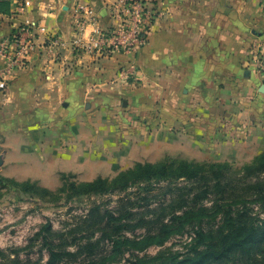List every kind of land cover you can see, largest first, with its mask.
Wrapping results in <instances>:
<instances>
[{"label": "crops", "instance_id": "obj_1", "mask_svg": "<svg viewBox=\"0 0 264 264\" xmlns=\"http://www.w3.org/2000/svg\"><path fill=\"white\" fill-rule=\"evenodd\" d=\"M25 1L22 14L14 2L0 4V44L25 20L44 27L26 67L15 69L0 93V131L20 140L5 151L56 143L61 130L90 127L94 101L110 115L144 121L152 135L187 144L214 150L229 138L264 141V84L250 64L264 46L260 0H155L146 44L100 59L74 44L119 25L109 9L119 0ZM6 62L0 56V67ZM34 134L45 139L31 141Z\"/></svg>", "mask_w": 264, "mask_h": 264}, {"label": "rangeland", "instance_id": "obj_2", "mask_svg": "<svg viewBox=\"0 0 264 264\" xmlns=\"http://www.w3.org/2000/svg\"><path fill=\"white\" fill-rule=\"evenodd\" d=\"M92 105L91 126L80 124L77 133L61 130L56 143L7 152L6 143H20L19 136L0 131V264H158L184 259L195 245L203 247L206 240H199V231L215 232L221 225L226 194L214 188L206 194L195 180L141 179L134 171L137 164L221 162L242 175L264 154L261 136L239 142L229 138L213 150L166 134L152 135L144 121L124 120L103 112L95 101ZM30 138L45 139L36 134ZM238 203L233 201V209ZM256 211L264 220L259 205ZM50 249L57 253L53 260Z\"/></svg>", "mask_w": 264, "mask_h": 264}, {"label": "trees", "instance_id": "obj_3", "mask_svg": "<svg viewBox=\"0 0 264 264\" xmlns=\"http://www.w3.org/2000/svg\"><path fill=\"white\" fill-rule=\"evenodd\" d=\"M134 171L141 179L195 180L204 185L206 194L211 188L226 194L222 197L226 209L221 225L215 232L198 233L200 241L206 240L203 247L195 245L184 259L172 257L158 264H264V220L254 212L258 205L264 211V154L246 166L242 175L232 172L228 163L189 160L138 163ZM233 201L239 202L234 209ZM56 256L50 249V259Z\"/></svg>", "mask_w": 264, "mask_h": 264}, {"label": "built area", "instance_id": "obj_4", "mask_svg": "<svg viewBox=\"0 0 264 264\" xmlns=\"http://www.w3.org/2000/svg\"><path fill=\"white\" fill-rule=\"evenodd\" d=\"M155 0H119L109 6L112 16L120 24L109 29L95 32L89 40L78 38L75 46L84 52L91 53L97 59L111 57L118 53L136 52L148 40L149 29L154 19L150 6ZM14 2L17 13L26 11L25 0H0ZM264 12V0H260ZM80 24V23H78ZM38 30H44L38 23L28 20L23 21L10 35L7 44H0V56L6 59V65L0 67V93H4L10 82V76L15 69L24 68L28 63V54L35 46V35ZM79 30L84 33V25L80 24ZM51 41L60 43L55 35H50ZM250 64L261 76L264 84V46L254 55ZM132 71L134 63L129 64Z\"/></svg>", "mask_w": 264, "mask_h": 264}, {"label": "water", "instance_id": "obj_5", "mask_svg": "<svg viewBox=\"0 0 264 264\" xmlns=\"http://www.w3.org/2000/svg\"><path fill=\"white\" fill-rule=\"evenodd\" d=\"M124 104L126 105L127 103L125 102Z\"/></svg>", "mask_w": 264, "mask_h": 264}]
</instances>
